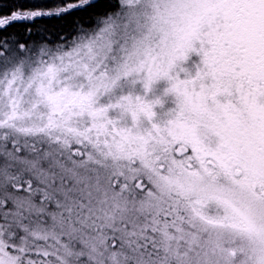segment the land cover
Masks as SVG:
<instances>
[{
  "label": "snow or ice",
  "instance_id": "obj_1",
  "mask_svg": "<svg viewBox=\"0 0 264 264\" xmlns=\"http://www.w3.org/2000/svg\"><path fill=\"white\" fill-rule=\"evenodd\" d=\"M0 264H264V0H0Z\"/></svg>",
  "mask_w": 264,
  "mask_h": 264
},
{
  "label": "trees",
  "instance_id": "obj_2",
  "mask_svg": "<svg viewBox=\"0 0 264 264\" xmlns=\"http://www.w3.org/2000/svg\"><path fill=\"white\" fill-rule=\"evenodd\" d=\"M8 0H5L7 3ZM7 11L5 7L3 9ZM74 21H79L82 24L87 25L90 22V11H76L72 15L65 17L62 20L52 19V18H41L30 26L33 29V34H43L49 38H53L58 31H68L73 25ZM25 31L24 25H16L8 29L9 33L19 32L23 34Z\"/></svg>",
  "mask_w": 264,
  "mask_h": 264
}]
</instances>
